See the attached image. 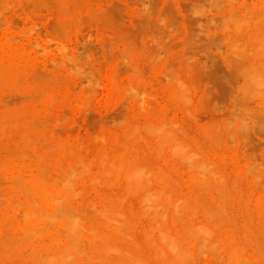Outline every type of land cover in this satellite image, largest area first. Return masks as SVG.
Returning <instances> with one entry per match:
<instances>
[{"label": "rangeland", "instance_id": "obj_1", "mask_svg": "<svg viewBox=\"0 0 264 264\" xmlns=\"http://www.w3.org/2000/svg\"><path fill=\"white\" fill-rule=\"evenodd\" d=\"M244 19L247 20L245 23L244 21L240 22ZM39 20L41 22L44 20L45 25ZM32 22L38 25L33 26ZM0 23V34H3L7 27L12 29L13 36L17 34L22 36V38L16 36V39L19 37L17 40L14 37L15 43H20L19 45L22 46L28 44L27 49L32 56L27 73L18 72L13 79L0 81V172L3 166H8L16 161L15 152L17 151L15 150L22 149L23 151L24 148H29L31 151L24 149L25 152H29L25 159L28 163L33 155L32 147L35 146V143L38 152H44L43 150L46 147H51L50 145L53 147L49 149L52 158L44 164V169L48 168L45 170L46 173L49 170L55 173L50 175V171L48 172L52 178L57 174L53 157L58 155L60 142L67 146H70L67 143L73 144V150L83 155L86 160H92L93 155L96 160V155L99 152L111 148V140L102 139L103 134L111 132L121 134L122 123L126 118L142 122L148 115L152 118L160 116L168 121L171 120L170 122L174 123L178 131L180 128V132L185 133L184 137L195 149L207 154L210 163L214 162L210 171L204 172V179L209 178V183H212L211 180H213V184L222 180L221 183L228 188V192L230 191V201L222 211L223 215L231 214L238 217V226L258 233V222L262 214L261 204H264V168L262 167L264 165V96L259 95L253 87L250 90L249 86H246L249 82L246 75L254 66L264 65V49H262V45L264 48V0H0ZM11 25L16 28L13 29ZM32 27L36 28L32 30ZM78 27L79 30L81 29L80 31H78ZM24 29L25 34L22 33ZM65 33L66 36H64ZM34 38L39 39V45L42 43V45L51 44L45 53L42 50L44 49L42 45H34V42L33 44L30 42L31 40L36 41ZM60 38L61 40L65 38L64 41L67 42V45L65 42L63 43L69 52L67 53L68 58L64 56L66 61L71 58L74 60L70 56H74L75 53V57L80 59L81 66H86L82 69L85 74L84 72L80 73V70L78 73V69L77 73L74 71L77 68L73 65L74 61L69 65L62 58L64 48L58 47ZM82 41H85V44ZM35 46L38 47L35 48ZM57 47L60 49L57 50ZM57 55L58 57H56ZM54 59L60 64H55ZM149 59L151 62L148 61ZM120 60L121 64H119ZM91 63L92 67H90L93 69L89 67ZM71 65L74 67L73 69ZM243 65L247 68L244 69L245 71L242 69ZM68 68L71 70L70 73ZM241 69L244 74L246 73L245 75L241 74ZM33 74L43 80L32 78ZM175 74L181 75L182 78ZM66 77L69 81L66 80ZM111 78L117 84L119 82V85L132 82L134 89L140 90V93L138 91L136 93L134 90L131 91L134 92L131 93L132 95H129L128 92L125 94L123 91H116L114 94L105 92L107 90L105 87L111 82ZM174 79L186 81L183 82V87L186 86V96L182 95L184 99L179 97L181 95L172 93L176 81ZM167 80L171 82L169 83ZM141 81L144 83L138 86ZM69 84L73 86H69ZM34 86L37 87V90ZM262 89L264 90V86ZM187 90H190L191 93ZM252 90L255 92L251 93ZM42 91H46L45 94ZM141 92L143 95L145 92V96L141 97ZM256 92L257 94H255ZM133 94H138L140 97ZM146 94H151V98ZM4 96L10 98L6 100L3 98ZM131 96L132 98H129ZM152 96L158 103L155 106H151L149 101H154ZM22 97L25 99H21ZM134 97L141 101L135 98L136 101ZM188 98L191 100L189 101ZM74 99L76 100L74 101ZM50 101L53 103L51 104ZM4 102L7 104L6 106ZM148 104L150 105L147 106ZM152 104L156 103L152 102ZM184 105L186 106L184 107ZM147 107L149 108L147 109ZM247 108H250V111ZM113 109L117 110L113 111ZM246 112L247 114H245ZM238 114L239 116H237ZM65 115L66 119H64ZM235 115L236 117H234ZM227 119L230 126L233 125L234 131L229 124V127L227 126ZM240 119L242 121L239 122ZM32 121L35 122L34 126L31 125L34 123ZM41 121L45 123L42 124ZM37 122H39L38 125ZM106 122L108 123L106 124ZM232 122L233 124H231ZM243 122L245 124H242ZM47 123L48 125H46ZM238 123H241V126ZM36 125L37 127H35ZM243 125L247 127L244 128ZM239 129H242L243 132ZM231 130L233 134L230 133ZM180 132L178 133L182 136V132ZM227 132L231 135H228ZM28 133H31V136ZM241 134L247 136L242 137ZM22 136L23 139H21ZM99 136L104 141L100 140ZM30 137H33V140ZM37 138L39 139L37 140ZM51 140L53 141L51 142ZM28 143L29 145H26ZM232 143L234 144L232 145ZM229 144L232 148L228 146ZM7 145L9 146L7 147ZM79 145L81 146L79 147ZM84 145H90L91 148L89 147L87 150L88 147H84ZM6 147H10L9 152L11 153H7ZM78 147L80 150H76ZM85 148L87 151L84 150ZM247 148L249 149L247 150ZM167 152H164L163 157H158L154 152L150 155L149 160L161 165L177 179L180 178L178 181L183 186V190L187 191L192 184L207 183V180L203 181V174L196 172L198 171L196 168L191 169L187 163L180 164L179 161L183 162L180 158L178 159ZM247 155H251V158H248ZM249 163L251 164L249 165ZM254 163L258 171L254 170ZM251 165L253 168L250 167ZM213 166H215L214 174L211 173L209 176L211 170L214 169ZM248 166L252 168L250 169L251 174L245 173L246 169L249 171ZM188 167L189 169H187ZM256 173H259L260 177ZM1 175L0 189L9 183V181H5L6 177ZM256 176L259 177L257 181ZM196 178H198L197 182L201 178L202 181L197 183ZM249 179H251L252 185H257L259 179L261 181L256 187L251 185ZM195 192L209 202L219 200V193L214 189L210 192L196 189ZM86 194L91 197L89 191H86ZM258 238L256 239V250L264 255V238L260 237V240ZM201 261L203 260L201 259ZM17 262V260L13 261L12 264H17ZM200 263L202 264V262ZM0 264L8 263L0 261Z\"/></svg>", "mask_w": 264, "mask_h": 264}, {"label": "bare ground", "instance_id": "obj_2", "mask_svg": "<svg viewBox=\"0 0 264 264\" xmlns=\"http://www.w3.org/2000/svg\"><path fill=\"white\" fill-rule=\"evenodd\" d=\"M15 2L17 3V1ZM255 12L256 11H254V13ZM260 13L262 14V12ZM245 19L240 22L244 21L245 23V21H247ZM42 22L40 21V23ZM236 24L238 25V23ZM3 25L4 24L2 23V26ZM5 25L7 26V24ZM34 25L35 24H33V26ZM37 25L38 24H36L35 26ZM237 25L234 26L237 27ZM11 26L13 27V25ZM8 28L9 27H7V30H4L6 29L4 28L3 30L5 32H3V34H0L2 35L0 40V81L8 79L11 80L17 75L16 73L18 72L27 73V68L29 67L32 60V56H30L29 50L27 49L28 44L26 46L19 45L20 43L16 44L14 41V37L16 39V36H19V34L13 36L12 29ZM14 28H16V26L13 27V29ZM35 28L32 27V30ZM80 30L78 27V31ZM22 33L25 34V29ZM64 36H66V33ZM19 37L22 38V36ZM19 37H17V39ZM47 38L49 39V37ZM64 39L62 38L61 40L60 38V45L58 44V47H60L61 49L64 48V50L62 51L64 54L62 55V58H64V56L66 58L68 55L67 53H69L66 50L68 49L65 47V45H67V42L64 41ZM38 40L39 39H37L36 41L31 40L30 42L32 44L34 42V45H39ZM73 40L75 39L73 38ZM64 42L65 45L63 44ZM82 43L85 44V41H82ZM49 45H42V47L44 48L42 49L44 53ZM36 47L38 46H35V48ZM58 47L57 50L60 49ZM259 48L257 47V49ZM262 49H264L263 45ZM59 55L61 56V54ZM56 57H58V55ZM70 57H73L74 60H72L71 58L68 59L69 61H66V59L64 58L65 61L68 62L69 65L73 64L74 61L73 65L77 67L74 71L76 72V70L78 69L77 72L80 70V73L84 72L85 74V71H83L82 69H84V67L86 66H81L80 59L78 57H75V53L74 56ZM70 60L72 61L71 63ZM91 60L93 61V59ZM148 61H150V59ZM242 61L244 62V60H241V62ZM66 62L61 61V63L63 64H66ZM119 62V64H121L122 61L120 60ZM56 63L57 61L55 62V64ZM58 64L60 63H57V65ZM129 64L131 65V63ZM245 65H243V67ZM90 66L92 67V63L91 65H89V67ZM243 67V70L247 69ZM73 68L74 67L72 66V69ZM242 69L241 74H244ZM68 70L70 69L68 68ZM40 72L42 73V71ZM70 72L71 70L69 71V73ZM35 74H33V77H31L34 79L37 78V80L42 79H39V76L36 77ZM164 75L166 74L164 73ZM180 76L181 75L177 77ZM246 76L249 81L248 85L246 84V86H249L250 90L253 87V89L257 91L259 95L264 96L262 95L264 94V90L262 89V87L264 86V65L254 66L253 68H251V70H249L248 75ZM66 80L69 81L67 77ZM183 82L177 79L175 81V84L172 83L174 84L172 93L178 96L181 95L179 97L184 99L182 95L186 96V86L184 85L183 87ZM143 83L141 81L138 86H141ZM169 83L167 84L169 85ZM69 86L73 85L69 84ZM34 88L36 89L37 87L34 86ZM105 88L107 89L105 92H108L110 94H114L116 93V91H123L124 93L128 92V94L130 95L131 93H134L131 91H136V88L134 89V84L132 82H127L119 85V82L117 84L112 78L111 82L107 84ZM76 90L79 91V89L77 88ZM187 91L190 92V90ZM255 91L252 90V92H250L253 93ZM42 92L43 94H45L46 91ZM145 92H143L144 95L141 92V97L142 95L145 96ZM257 92L255 94H257ZM138 93H140V90L138 91ZM151 94L146 95L150 97ZM31 95L33 94L31 93ZM37 95H39V93H37ZM133 95L140 97V95L138 94ZM23 97L21 99H28V97ZM3 98L7 100V98L10 97L4 96ZM129 98H132V96ZM135 98L136 97H134V99ZM190 98H188L189 101L191 100ZM52 99L51 101H53ZM154 99L155 98L153 97L152 100ZM75 100L76 99H74V101ZM138 101L141 100L138 99ZM149 101L151 102V106H155L158 104L155 100ZM53 102H51V104ZM72 102L73 100L71 101V103ZM152 102H155L156 104H152ZM6 105L7 104H5V106ZM149 105L150 104H148L147 106ZM141 106H143L142 103ZM185 106L186 105H184V107ZM148 108L149 107H147V109ZM151 108L153 109V107ZM239 108L241 107L239 106ZM185 109L187 110V108ZM249 109L250 108H247L248 111H250ZM114 110L117 109H113V111ZM188 110H190V108H188ZM50 111L48 112L50 113ZM189 112L191 113V111ZM247 112L245 114H247ZM66 115L64 119H66ZM237 116H239V114ZM234 117H236V115ZM56 121H58V119H56ZM170 121L160 116L152 118L150 117V115H148V117H146L142 122L135 119L131 120L126 118V120L122 123L121 134L115 132L103 134L102 139L111 140V148L104 149L99 152L96 155V160L94 159V155L92 160H86L83 155H80L78 152H75L73 150V144L67 143L70 144V146L68 145V147L65 143L60 142L58 145V155L53 157V162L55 163L57 174L52 178L48 175V172L50 170L46 173L45 170H47L48 168L44 169V164L52 158V156L49 154V149L52 147V145H50L49 142L48 144L51 147H46L47 150L45 147H42L46 150H43L44 152H38L37 147H35L36 144L34 143L35 146L32 147L33 155L29 159L28 163L25 161V159L28 157L27 154L29 152H25L24 149L28 151L27 149L29 148H24L23 151L22 149L15 150L17 151H14L16 153V161L12 162L8 166H3L0 172V174H3V176L6 177L5 181H9L7 186L0 189V261L7 262L8 264H12L13 261L16 260L18 261L17 264H201L200 262H202V264H264V255L256 250L257 237L264 238V204H261L262 214L258 222V233L249 231L245 227L243 229L240 227V225L238 226V217L231 214L223 215L222 211L225 210L230 201V191L228 192V188L221 183L222 180L217 181L215 184H213V180L211 179L210 180L212 181V183H209V178L206 179L207 183L203 184V182H201L202 178L203 181L205 180L204 172L206 173L210 171L211 165L214 162L210 163V159L207 154H204V152H200L199 150L195 149L192 144H190L188 139L184 137L185 133L182 131L181 136V134L178 133L180 132V128L178 131V129L175 128L176 126L174 125V123H171ZM226 121L228 126V119ZM240 121L242 120L240 119L239 122ZM233 122L231 124H233ZM38 123L39 122H37V125ZM44 123L45 122H42V124ZM107 123L108 122H106V124ZM34 124L35 122L31 125L34 126ZM242 124L245 123L243 122ZM37 125L35 127H37ZM46 125H48V123ZM239 125L241 126V123ZM230 127L231 129H233V125ZM243 127L245 128L247 126L243 125ZM47 129H49V126H47ZM242 129L239 130L241 131ZM233 131L231 130L230 133H232ZM230 133L228 135H231ZM24 135L26 136V134ZM28 135L31 136V133H28ZM246 136L243 135L242 137ZM23 138L24 137L22 136L21 139ZM30 138H32L33 140V137ZM38 139L39 138H37V140ZM102 139L100 137V140ZM229 139L230 138L228 137V140ZM233 139L235 138L233 137ZM26 140L30 141L29 139ZM52 141L53 140H51V142ZM233 144L234 143H232V145ZM26 145H29V143ZM8 146L9 145H7V147ZM80 146L81 145H79V147ZM85 146L87 145H84V147ZM228 146L231 147L230 144ZM79 147L76 150H80ZM87 147V150L89 149V147L91 148L90 145ZM86 148L84 150H86ZM7 149L8 152L6 149L5 152L11 153L9 152L10 147ZM248 149L249 148H247V150ZM167 151L170 152L172 156H176L178 157V159L180 158L183 161H179L180 164L187 163L191 169L194 167L198 170L196 171L197 173H202L203 177L201 176L202 178L201 180H199L201 182V185L192 184V186L188 187V190L185 191L183 190V186L181 185V183L178 181V179L180 178L177 179L161 165L152 163L149 160L152 153L155 152L158 157H163L164 152ZM247 157L251 158V155H247ZM251 163H249V165ZM254 165L255 163L253 164V166ZM253 166L251 165L250 167L253 168ZM189 167L187 169H189ZM213 167L214 169L211 170L209 176H211V173L214 174L215 166ZM262 167L264 168V165ZM247 168L249 169V171L246 169L247 172L245 173L251 174L250 169L252 168H249V166ZM254 170L258 171V169L256 168ZM52 173L54 172H49L50 175ZM217 173H215V175H217ZM256 175H259V173H256ZM0 177H2V175ZM259 177L256 178V181ZM1 179L3 180L4 178ZM197 179L198 178H196V182ZM213 179L215 180L216 178L214 177ZM249 180L252 185L251 179ZM260 181L261 180L259 179L257 182L258 184L256 183L257 185L252 186L258 187ZM196 189L209 192L214 189L219 193V200H215V202H209V200L207 201L206 199L199 196V194L195 192ZM86 191H89L91 197L86 196ZM201 259L203 261H201Z\"/></svg>", "mask_w": 264, "mask_h": 264}]
</instances>
